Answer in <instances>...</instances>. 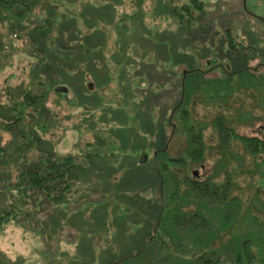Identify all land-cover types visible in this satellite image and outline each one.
<instances>
[{"label": "rangeland", "instance_id": "rangeland-1", "mask_svg": "<svg viewBox=\"0 0 264 264\" xmlns=\"http://www.w3.org/2000/svg\"><path fill=\"white\" fill-rule=\"evenodd\" d=\"M165 1L36 0L40 6L35 9L34 17L26 18L28 21L11 11L0 10V145L14 139L1 123L12 116L9 98L20 99L29 90L35 95L46 93L45 105L51 123L49 132L42 136L50 142L46 144L48 149L57 156H78L77 148L87 150L89 145L96 149L97 138L91 126L103 130L119 126L113 120L105 123L104 106L118 105L122 62L124 77L128 80L132 77L133 88L138 93L142 87L150 88L142 70L159 66L164 72H156V79L163 78L166 72L170 77L168 84L181 87L184 97L179 109L190 111L188 123L194 124L205 140L204 161L189 164L186 173L200 179L210 175L218 181L229 178L233 182L230 192L233 199L219 204L223 194L220 189H215V196L192 195L184 190L187 184L183 182L181 191L174 193L175 185L166 180L165 202L158 206L161 217L152 218L148 213L156 205V191L151 188L136 191L134 184L129 186L135 181L155 178L152 168L132 166L130 155L134 150L128 149L124 135L138 128L129 107L119 142L111 145L108 141L103 145V167H98V163L85 179L75 183L68 206L63 205L64 209L50 206L44 209L45 213L36 211L34 216H22L7 225L0 236V264H103L102 258L127 264L125 258L130 254H136L143 264H202V260L217 255L222 264H237L239 253L244 255L240 264H264V153L254 157L234 139L226 150H220L218 134L211 122L215 116H222L230 125L235 124L239 133L264 139V0H247L245 6L243 0H201L207 6L205 16L200 20V15L193 12L194 17L199 15L200 26L212 28L208 37L199 30L194 33L200 32V38L209 44L211 39L216 43L224 39L225 27L234 29L237 40L245 47L239 49L234 60L218 56L217 49H202L201 39L196 42L200 49H195L198 46L186 38V27L177 25ZM174 3L180 8L188 6L190 1ZM50 11L57 13L52 23L46 21L49 25L30 30L32 22L42 23ZM216 27L220 32H213ZM250 44L251 48L246 49ZM65 55L72 60H67ZM43 57L66 65L54 64V71L45 67L38 70L36 67L47 63ZM219 63L224 67L213 66ZM142 64H147V68ZM246 66L255 69H245ZM101 74L103 79H112L98 88L95 77ZM62 86L66 89H57ZM171 86L166 88L172 90ZM83 89L87 90L84 93L87 99L92 98V104L81 105ZM94 91H99L100 96H94ZM165 94L173 102L178 96L177 91L161 92L150 100L158 103L159 96ZM92 105L98 108L92 110ZM171 106L167 103V111ZM153 115H158V108ZM85 118L89 120L84 122ZM28 120L38 121L36 112ZM187 146L181 133L172 136L168 150L179 155ZM111 154L106 160V155ZM44 155L32 143L25 151L17 152L13 160L0 163L10 170L14 181L17 170L14 163L21 165ZM119 156L127 157V162H121ZM178 171L182 178L183 170ZM121 182H126L125 187ZM97 192L106 194L100 202L103 211L96 212L99 206L86 204L80 214L77 210L83 201L99 200ZM104 221L105 232L101 226ZM124 221L129 223V229L124 226L116 232ZM130 225L139 226L141 235L133 233L135 229ZM116 233L119 236L115 237ZM245 242L250 258L245 257Z\"/></svg>", "mask_w": 264, "mask_h": 264}, {"label": "trees", "instance_id": "trees-1", "mask_svg": "<svg viewBox=\"0 0 264 264\" xmlns=\"http://www.w3.org/2000/svg\"><path fill=\"white\" fill-rule=\"evenodd\" d=\"M189 1L190 4H188V6H182L180 8L175 5V0H166L165 2L168 3L167 9H171L173 17L176 18L177 25L186 27L184 28L186 38L192 39L196 44V42L201 39L200 35H198L200 32L197 35L194 33H197V30H199L205 34V37H208L210 32H212V28L210 25L200 26V22L197 21L199 17L200 20H202L206 14L207 6L205 2L201 0ZM243 1L245 6L247 0ZM39 6L40 3L36 4V0H0V10L11 11L25 20H27L26 18L29 16L31 18L34 17V11ZM193 12H197L200 16L197 15V17H194ZM47 13L48 18L42 21V23L36 24L32 22L31 19L32 25L30 30L45 27L49 25L50 22L52 23L55 20L57 13H52V11ZM46 21L49 22L47 25ZM159 32L161 31L159 30ZM213 32L218 33L220 31L216 27V30ZM222 33L224 39H222L220 43H216L211 39L210 43H213V46L207 41H203L201 39L202 49H217L218 56L234 60L238 56L237 54L238 51H240L239 49H245V47L237 40L238 35L234 33V29H232L231 26L225 27L222 30ZM251 46L252 45L250 44V47H246V49H250ZM195 49H200V44ZM71 50L73 51V49ZM43 58L47 63H44V65H41L40 67H36V69L40 70L45 67L46 70L54 71V64L63 66L66 65L65 62L62 63L60 60L55 62L54 59L50 61V59L48 60L46 57ZM65 58L67 60H72L69 55H65ZM123 64L124 62L121 64L122 68L119 69L120 77L118 84L122 85V88H120V94L117 97L118 105L115 107L116 109L107 103H105L107 105L104 106V116L106 117L104 120L105 123L113 120L116 121L119 126H110V129L108 128L107 130H103L104 128L102 127L95 129L96 125L91 126V128L94 129L93 133L97 138L96 144H98V147L95 149L93 145H89L87 146V150H83L81 147H78V156L73 154L57 156L52 149H48L49 145L46 146V144L50 142L46 141L42 134L49 132L51 117L49 115V110L45 105V92L35 95L31 91L26 90L23 97L20 99L12 97L9 98L8 105L10 112H12V116L4 119L1 123L3 128H5L4 130L11 133L14 139L3 146L0 145V161H9L10 159L13 160L17 152L25 151V148L32 143H34L36 147H40V149L45 152V155L37 160H26L21 165L14 163L17 167L15 174L16 179L14 181H12L13 175L10 170H6V167L0 163V236L11 221L20 220L22 216H34L36 215V211L38 213L44 212V209L48 210L50 206H62L61 208H63V205L65 204L68 206V202L70 200H67L75 186V183L85 179L89 174L90 169H93L98 163V167H103L102 165L105 163L101 152L103 145H105L108 141L111 142V145L119 142L118 135H120L121 128L125 126V123L127 122L129 112H127L126 109L129 107L132 108V115L134 117L135 124L137 125L136 128H138L135 132L132 131V133L128 134L131 138L127 135V133L124 135V142L127 143L128 149L132 148V150H134V153L130 155L132 157V161H134L132 166L150 167L153 169L155 175L154 179L135 181L134 183H130L129 186L134 184L136 191L137 189L145 191L150 188L156 191L154 199L156 205H154L148 213L151 217L152 215L154 216L152 218L158 220L159 217H161L159 213L161 210L158 206L159 203L162 204L161 201L165 202L163 195H167L164 188L166 180L175 185L173 190L174 193H179L181 191V182H183L187 184L184 190L190 192L192 195L202 193V195L215 196L217 194L215 189H220L223 194L222 198H220L219 204H226L233 199L230 194L233 189V182L229 178L218 181L214 176L210 175L200 179L197 178V176L190 177L188 173H186L189 164H197L204 161L206 157V148L203 133L196 131L194 129V124L191 122L188 123L190 111L188 109H179V104L184 97L181 87L169 85L168 80L170 77L168 78L166 72L163 78H159L160 80H157L155 77L156 72L161 70L164 72V70L161 67L156 66V68L154 67L146 72L145 70H142V77L144 80L147 79L149 81L147 85H150V88L146 90L142 87L139 89L141 93H138L137 90L133 88L132 77H130V80L126 79V76L124 77ZM220 65L224 67V64L220 63L213 66L219 67ZM141 66L147 68V64H142ZM251 67L246 66L244 68L255 69V67ZM84 72L86 73V70H84ZM111 79H103L101 74L99 77H95V84L98 88H100L108 84ZM104 81L106 84L103 83ZM70 82L74 83L73 80H70ZM169 86H171L172 90L166 88ZM86 91L87 90L83 89V92L80 95L81 105L92 104L93 102L92 98L90 100L87 99V96L84 94ZM174 91H177L178 95L175 102L170 100V97H165L166 94L159 96L160 100H157L158 103H156V101L154 103L150 100L151 96H158L161 92H168L171 94ZM98 92L94 91L92 94L95 93L94 96L99 97L100 94ZM88 93H91V91ZM101 102H104L103 98L101 99ZM150 102L152 103L150 104ZM167 103L172 104L169 111L166 109ZM92 106L94 107L92 110L98 108L97 106ZM157 108L158 115L155 116L153 115V112L157 110ZM33 112H36V119L38 120L36 122L28 120V117H32ZM87 120L89 119L85 118L84 122H87ZM211 122L218 134V148H220V150H226L230 146L231 141L234 139L238 140L245 148V151L249 152L254 157H259L264 153L263 138L239 133L235 124L230 125L222 118V116H215ZM170 128L171 130L169 131ZM181 133L184 134V137L188 142L187 148H185L183 153L179 155L169 153L168 148L170 141L172 140V136L179 135ZM144 136L148 138L143 139L145 138ZM152 136H154V139ZM139 138H141L142 143H140L141 140L139 141ZM143 141L146 142L143 143ZM135 151L137 153H135ZM21 154H24V152ZM112 155L113 154L110 156L106 155L105 159H110ZM78 157L80 158L78 159ZM126 159L127 157L125 156H119V160L121 162H127ZM179 169L183 170L184 175L182 178L180 177V173L178 171ZM118 172L119 171H116V173ZM193 174H196V171H194ZM3 178L7 182H3ZM120 180L121 177L118 181L120 182ZM120 185H124L125 187L126 182H121ZM97 193L100 196L99 200H89L81 203V207L77 210H80V214L83 211L81 208H83L86 204L99 206V209L95 210L96 212L100 213L103 211L100 202L106 194L104 192ZM108 193L109 191L107 194ZM161 195L162 197L159 198ZM213 200L211 202H213ZM121 203L123 202L121 201L120 205ZM107 219L108 215L104 217L105 221H107ZM105 221L102 222L101 225L104 227V229H102L104 232L107 229ZM128 224L129 223L127 221H124L123 224H119L116 228V232L118 228H122L124 226H127L126 229H129ZM150 225L151 223H149L148 227L151 228ZM131 228L135 229V232L133 233H136L139 236L141 235L139 234L141 232L139 226L133 225ZM152 228L156 229L153 224ZM84 232L87 233V230H84ZM116 236L119 235L116 233L115 237ZM245 247V257L250 258V254H247L249 253L247 242H245ZM138 249L139 247L137 250ZM130 255L125 258L128 262L127 264H143V261L138 258L136 254ZM198 257H200V255H198ZM102 259L104 260L103 264H115L113 261L109 260V262H107L104 258ZM243 259L244 255L239 253L237 256V264L243 262ZM202 264H222V260L217 255L216 258H207L202 260Z\"/></svg>", "mask_w": 264, "mask_h": 264}, {"label": "water", "instance_id": "water-1", "mask_svg": "<svg viewBox=\"0 0 264 264\" xmlns=\"http://www.w3.org/2000/svg\"><path fill=\"white\" fill-rule=\"evenodd\" d=\"M57 89H62V90H65L66 87L62 86V87H57Z\"/></svg>", "mask_w": 264, "mask_h": 264}]
</instances>
